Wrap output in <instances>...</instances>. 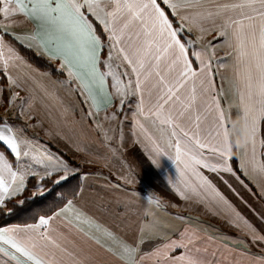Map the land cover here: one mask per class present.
Listing matches in <instances>:
<instances>
[{
	"label": "snow or ice",
	"instance_id": "obj_1",
	"mask_svg": "<svg viewBox=\"0 0 264 264\" xmlns=\"http://www.w3.org/2000/svg\"><path fill=\"white\" fill-rule=\"evenodd\" d=\"M162 2L171 10L173 19H169L157 0H0V14L5 18L0 22L3 29L0 34V66L11 91L7 103L12 105L19 99V116H24L22 102L25 98L12 91L13 87L20 86L18 78L9 74L10 65L14 67L15 61H22L23 58L4 39V34L9 33L14 23L12 17L22 14L31 22V30L10 34L27 47H35L52 59H59L69 78H75L82 94L86 93V100L90 101L89 116L98 115L101 111L107 113L114 99L118 100L116 107L119 110L127 98L139 95L132 118V134L136 136L138 128L149 141V144L142 145L149 157L153 154L168 156L139 117H152L153 124L159 123L161 138L167 148L174 151L178 179L169 182L175 192L187 200L190 193L199 196L201 190L210 191L234 212L235 218L229 221L232 226L250 237L253 243L264 244V232L235 211L200 170L203 167L235 175L229 161L236 159L243 174L264 192V151H258L257 147L259 144L264 148V139L258 136L260 125L264 123V0ZM90 16L103 25L111 41L104 58L101 54L103 41ZM176 18L178 26L174 27L173 20ZM217 19L222 23L216 25ZM209 21L216 30V37L221 38L220 42L233 50L225 56L235 55L236 75L240 81L237 89L240 102L235 107L247 125V137L243 143L238 139L233 143L229 134V125L232 127L233 122L221 105L223 89L217 91L214 81L215 76L221 75L219 69L225 64L216 56V47L211 41L197 48L202 37L191 38L194 29L205 32L203 25ZM185 30L188 38L182 42L178 33ZM126 36L129 39H125ZM190 55L195 58L198 67H193ZM213 60L217 62L215 71ZM161 61L167 64L163 73ZM124 62L130 71H119ZM221 79L224 77L221 76ZM186 85H190L188 94L182 96L180 90ZM153 90H157L156 103L146 112L144 93L147 91L151 96ZM198 99L203 101V112L195 108ZM186 114H189L188 126L181 123ZM209 114L211 119L202 129L201 122ZM116 118V111L105 116V119ZM96 127L106 140L113 139L108 136L109 129L104 127L103 122H97ZM0 143L14 157V161L9 160L5 152L0 151V208L20 195L30 178L35 180V190L26 199L43 197L50 190L45 189V180L59 185L78 171L62 156L28 137L24 127L8 117L0 118ZM121 147L120 144L115 147L109 144V152L115 155ZM151 160L159 165L157 159ZM136 182L135 175L127 179L130 187ZM79 194L72 191L73 198H68L57 193L65 201L63 206L55 207L51 215H38L34 223L0 227V253L11 257L16 264H90L88 255L61 247L49 235L51 222L71 212L77 221L95 225L97 232L102 233L106 241H111V244L103 243L102 247L115 257L118 264H209L204 258L194 255L193 246L199 236L198 230L191 226L185 224L182 229H170L155 212L145 213L138 223L133 222L136 223L135 228H129L127 235H121L99 225L94 218L77 208L74 198ZM24 203V200L16 201L20 206ZM156 203L159 205L160 201ZM12 211L7 209L9 214ZM85 235L101 244L100 236L88 232ZM251 264H264V255L252 258Z\"/></svg>",
	"mask_w": 264,
	"mask_h": 264
},
{
	"label": "crops",
	"instance_id": "obj_2",
	"mask_svg": "<svg viewBox=\"0 0 264 264\" xmlns=\"http://www.w3.org/2000/svg\"><path fill=\"white\" fill-rule=\"evenodd\" d=\"M157 2L161 4L162 8H164L163 6L167 8L162 0H157ZM213 2H222V0H213ZM167 9L171 13V10ZM12 19L14 23L11 25L9 33L4 34V39L23 58L22 61H15L14 67L10 65L9 74L18 78L20 84L19 87H13L12 90L18 91L25 98L22 103L27 118L32 122H39L43 130L41 133L49 138L50 141L42 139L45 143L43 146L67 160L59 152L61 151L74 162H70L71 164L80 167V170L76 172L79 180L77 192L80 194L74 198L77 208L94 218L99 225L121 235H127L129 228H135L136 223L145 213L155 212L170 229H182L185 224L189 225L198 230L199 239L193 246L194 255L204 258L209 264H251L252 258L264 255V244L253 243L250 237L232 226L229 221L235 218L234 212L223 204L218 197H214L210 191L201 190L199 196L190 193L187 200L175 192L169 182L178 179L174 151L168 149L165 140L161 138L159 123L153 124L152 117H139L148 133L168 152V156L164 154L155 156L153 154L152 157H149L142 146L149 144V141L140 133L138 128L136 129L137 135L133 136L132 134V118L136 111L139 95L127 98L124 107L120 110L115 108L114 99L107 113L116 111L117 118L116 120L107 119L108 124L105 119L107 113L104 111L98 115L89 116L90 101L86 100V93L82 94L79 82L75 78H69L66 68L60 66L58 58L52 59L35 47L30 48L60 69L64 74L61 78L53 77L48 71L32 65L7 39L6 35L15 39L10 34L11 32L24 33L32 28L31 22L22 14H17ZM89 19L95 21L91 16ZM4 20L5 18L0 14V22ZM177 20L178 18L175 19L176 22ZM96 22L99 24L98 21ZM220 23L222 21L219 19L215 21L216 25ZM99 26L104 35L103 48L101 49L102 58H104L107 56L106 52H108L111 41L108 40L103 25L99 24ZM173 26L177 27L174 24ZM203 27L206 29L205 32L200 33L194 29L191 38L195 39L197 35L202 37L200 44L196 46L197 48L211 41L212 45L216 47V56L220 57V62L225 64L224 68L219 69L221 75L215 76L214 81L217 91L223 89L221 105L226 109V115H230L231 122H233L240 117L235 107L240 102L239 91L237 90L240 81L236 75L235 55L225 56V53H232L233 50L223 45L220 42L221 38L216 37V30L212 27V21L205 23ZM2 33L3 29L0 28V34ZM178 35L182 42L188 38L187 30L178 33ZM125 39L129 38L126 36ZM17 42L21 43L20 41ZM21 44L26 46L24 43ZM105 46L106 48H104ZM189 50L191 52V46H189ZM189 58L193 60V67H198L195 58L191 55ZM212 65L215 71L217 62L213 60ZM166 67V62L161 61L162 73ZM101 70L103 71L102 64ZM125 70L130 71L126 62L119 71ZM221 76L224 79H221ZM124 79L126 80L127 77ZM108 83L109 91H111L109 78ZM189 87L190 85H186L180 90V94L182 96L187 95ZM0 89H3L0 92V110H2L3 104L7 103L9 90L7 76L4 74L2 66H0ZM156 94L157 90H153L151 96L145 91L146 112L156 103ZM195 108L197 111L203 112L202 99L197 100ZM188 115L186 114L181 120L185 126L189 125ZM210 119L211 115L209 114L202 120V129ZM97 122H103L104 127L109 129L108 136L113 138L112 141L105 139L101 130L96 127ZM229 127L231 128V125ZM258 136L260 139H264V123L260 125ZM137 137L140 139L138 140ZM232 138L233 143H235L237 138ZM243 141L240 142L243 143ZM109 144H112L113 147L116 144L122 145L120 152L115 155L111 154ZM257 147L258 151H264V148L259 144ZM4 149L6 151L2 149L0 151L5 152L9 160L14 161L10 151L5 146ZM233 151L235 153V149ZM152 158L157 159L159 165L154 164ZM229 162L233 166L235 175L224 170L213 172L203 167L200 170L230 202L235 211L241 213L258 230L264 232V192L243 174V171L239 169L238 160L232 159ZM133 175L137 177V182L130 187L127 179ZM22 193L12 199L21 200ZM157 200L160 201L159 205L156 203ZM188 216H192L191 220L187 218ZM194 216L199 217L202 227L193 221L195 220ZM85 232L100 236L101 244L95 243L85 235ZM49 235L61 247L88 255L90 264H118L115 257L102 247L103 243L111 244V241H106L102 233L97 232L95 225L77 221L71 212L58 216L51 222ZM49 247L52 245L49 244ZM196 249L199 251H195ZM0 262L16 264L15 261L11 260V257H7L3 253H0Z\"/></svg>",
	"mask_w": 264,
	"mask_h": 264
},
{
	"label": "trees",
	"instance_id": "obj_3",
	"mask_svg": "<svg viewBox=\"0 0 264 264\" xmlns=\"http://www.w3.org/2000/svg\"><path fill=\"white\" fill-rule=\"evenodd\" d=\"M163 7L165 8V6ZM165 11L169 16V19H173L171 13L168 11L167 8H165ZM93 23L96 26L97 34L100 35L101 39L103 40L104 35L99 24L94 20ZM173 24L178 26L175 20H173ZM6 37L17 48L18 52L32 65L39 69L48 71L53 77H63V72L58 69L50 60H48L41 54L36 53L32 49L17 42L15 39L10 38L7 35ZM0 149L6 151L2 143H0ZM59 152L63 156H65V158L69 162H72V160L67 157L64 153H62L61 151ZM43 183L45 189H50L49 191H46L43 197L26 199L31 197L35 185V180L30 178L26 182L27 186L21 195V200L25 201L24 205L20 206L16 204L15 200L11 199L6 203L3 208H0V227L7 224L33 222L38 217V215L51 214V211H54L55 207H61L65 202L63 199L57 196V193H61L64 196H67L68 198H73L71 195L72 191H78L79 187L77 173L73 174L70 179L65 182H62L59 185H52L48 180H45ZM8 208L13 209L10 214L7 212Z\"/></svg>",
	"mask_w": 264,
	"mask_h": 264
},
{
	"label": "rangeland",
	"instance_id": "obj_4",
	"mask_svg": "<svg viewBox=\"0 0 264 264\" xmlns=\"http://www.w3.org/2000/svg\"><path fill=\"white\" fill-rule=\"evenodd\" d=\"M185 37V36H184ZM106 48V46L104 47ZM107 54V52H106ZM59 65V64H58ZM102 67H103V64H102ZM104 70V69H103ZM109 82H110V85H111V78L109 77ZM12 91H15V90H12ZM18 92V91H16ZM19 93V92H18ZM11 95V91L8 90V94H7V100H8V97ZM20 97H22L21 94H19ZM20 100L17 99L16 102H14L12 105H9L8 103L6 104H3L2 106V110H0V118L2 117H8V119L10 121H12L13 123L15 124H18V125H21L24 127L25 129V134L32 138L33 140H35L39 145L43 146L45 143H43L42 139L46 140V141H50L49 138L45 135V134H42L41 132L43 131L42 130V127L40 125L39 122H32L31 120H29L27 118V115L25 114V111H24V116L23 117H20L19 116V111H20V108H19V105H20ZM118 104V100L115 99V108H117ZM124 107V106H123ZM122 107V108H123ZM25 109V108H24ZM120 110V109H119ZM14 113L16 115H14ZM109 113H107L106 115H108ZM106 123L108 124V121L106 119ZM28 125H34V127H28ZM102 133V132H101ZM112 141V139L110 140ZM73 165V164H72ZM76 169H78V171L80 170V167H78L77 165H73ZM35 190V189H34ZM33 190V191H34ZM18 199V198H16ZM20 199V197H19ZM186 217V216H185ZM195 217V216H194ZM187 218H192V216H188ZM195 220H193L196 225H198L199 227H202V224L200 222V219L199 217H195L194 218Z\"/></svg>",
	"mask_w": 264,
	"mask_h": 264
},
{
	"label": "clouds",
	"instance_id": "obj_5",
	"mask_svg": "<svg viewBox=\"0 0 264 264\" xmlns=\"http://www.w3.org/2000/svg\"><path fill=\"white\" fill-rule=\"evenodd\" d=\"M229 134L232 137H236L239 141L247 137V125L242 116L233 121V126L229 129Z\"/></svg>",
	"mask_w": 264,
	"mask_h": 264
}]
</instances>
